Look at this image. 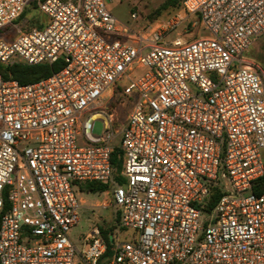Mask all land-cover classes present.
<instances>
[{
    "label": "built area",
    "instance_id": "2783aa9c",
    "mask_svg": "<svg viewBox=\"0 0 264 264\" xmlns=\"http://www.w3.org/2000/svg\"><path fill=\"white\" fill-rule=\"evenodd\" d=\"M32 5L48 23L24 33L13 22ZM192 17L208 36L189 38ZM8 27L1 66L61 68L27 85L0 76V264H264V76L241 58L264 34V0H182L127 42L105 0H0ZM120 80L134 97L122 130L102 103ZM87 183L110 186L131 241L93 227L71 244Z\"/></svg>",
    "mask_w": 264,
    "mask_h": 264
},
{
    "label": "rangeland",
    "instance_id": "374dc122",
    "mask_svg": "<svg viewBox=\"0 0 264 264\" xmlns=\"http://www.w3.org/2000/svg\"><path fill=\"white\" fill-rule=\"evenodd\" d=\"M170 0H105V7L108 13L116 20L118 26L121 30L120 34H112V37H115V40H120L122 42H127L129 36L132 34L138 35L143 33L150 25L151 22L165 18L170 15L177 9L171 8L168 5ZM131 15L134 17L132 18ZM193 22H196L194 29H189L190 33L189 38L196 37H206L208 32L199 26V21L197 17H192L190 19ZM48 23V18L40 13L36 8H27L23 17L19 20L13 22L15 27L22 29V32L26 33V30L30 27L44 28ZM180 31V30H179ZM9 33V34H7ZM100 36H109L106 33L99 32ZM12 39L15 37L14 31L11 30V27L0 30V40L3 37ZM113 40V38L111 39ZM242 59L246 60L247 64L252 68L262 72L264 76V34L256 39H252V44L247 50L242 54ZM138 71L134 72L136 76ZM264 84V77H262ZM128 84L127 81L120 80L116 82L115 86L109 88L103 94V110L108 109L112 110L117 118V129L122 130L125 127V119L131 111L134 97H124L121 89ZM117 90L120 92H117ZM86 116L82 117V121ZM104 133L103 124L101 121H94L91 125V135L94 137H100ZM120 138L116 137L114 139L113 145L119 146ZM81 139L78 140V145L81 146ZM262 162L264 164V151L261 154ZM227 184V181L224 180ZM227 189L229 190V185L227 184ZM77 198L80 201L85 202V206L80 208L78 211V222L70 231V242L73 246L81 249L82 238L90 232L93 227H98L101 230L108 232L107 238L111 244L117 242H129L135 236V232L127 229L118 228L116 231L118 217L113 218L111 221V216L118 211L113 207L109 208V211L104 210H91L87 207L94 205L98 198L85 193H79ZM111 213V214H110ZM111 215V216H110ZM201 223L205 222L208 218L206 214H201ZM113 239V240H112Z\"/></svg>",
    "mask_w": 264,
    "mask_h": 264
},
{
    "label": "trees",
    "instance_id": "16d2710c",
    "mask_svg": "<svg viewBox=\"0 0 264 264\" xmlns=\"http://www.w3.org/2000/svg\"><path fill=\"white\" fill-rule=\"evenodd\" d=\"M182 0H170L168 5L171 8L175 9L177 6H180V2ZM33 9L35 8L34 5L31 6ZM25 13V12H24ZM24 13L20 17H23ZM61 68V63H55L52 65H38V66H25V65H12V66H1L0 65V76L3 80H13L19 83L20 85H27L38 82L40 80L46 79L53 73L57 72ZM117 92H120V90ZM121 93V92H120ZM122 96V95H121ZM120 152L117 148L113 150L111 156V164L115 170L114 172V179L116 182L121 183L122 179L119 177L120 172ZM110 186L102 185L99 183H87L80 187V191L89 192V193H102L108 191ZM264 191V178H261L257 182L254 183L253 186V193L256 195L261 194ZM221 196V193L213 188L211 189L210 200L207 205V209L211 211L215 206L217 200ZM102 237L108 243V232L105 230H101ZM110 253V245L108 244L107 254Z\"/></svg>",
    "mask_w": 264,
    "mask_h": 264
},
{
    "label": "crops",
    "instance_id": "0c3cea01",
    "mask_svg": "<svg viewBox=\"0 0 264 264\" xmlns=\"http://www.w3.org/2000/svg\"><path fill=\"white\" fill-rule=\"evenodd\" d=\"M82 186L78 187V192L79 193L91 194V195H93V196L98 198V201H96V203L94 205H90V206L87 207L88 209H91V210H95V209L99 210V209H101V210L110 212L109 208L110 207L114 208L113 202H112V196H111V189H109L108 191L102 192V193H89V192L80 191V187H82ZM78 192H77V195H78ZM84 204H85V202L83 200L80 201L81 208H83L85 206ZM117 216H118V214H117ZM117 216H116V214H114V216L112 214L111 221L109 223L112 222L113 218H115V217L117 218Z\"/></svg>",
    "mask_w": 264,
    "mask_h": 264
}]
</instances>
